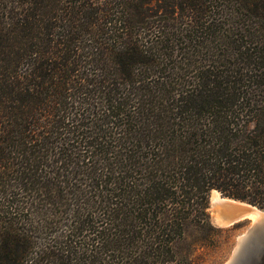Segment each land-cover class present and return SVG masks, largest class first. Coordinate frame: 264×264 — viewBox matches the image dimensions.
Segmentation results:
<instances>
[{
    "label": "trees",
    "instance_id": "16d2710c",
    "mask_svg": "<svg viewBox=\"0 0 264 264\" xmlns=\"http://www.w3.org/2000/svg\"><path fill=\"white\" fill-rule=\"evenodd\" d=\"M213 190L264 211V0H0V264H197Z\"/></svg>",
    "mask_w": 264,
    "mask_h": 264
},
{
    "label": "water",
    "instance_id": "95a60500",
    "mask_svg": "<svg viewBox=\"0 0 264 264\" xmlns=\"http://www.w3.org/2000/svg\"><path fill=\"white\" fill-rule=\"evenodd\" d=\"M217 196L211 207L214 213L212 222L218 228L232 226L248 219L251 214L256 215L224 264H264V211L247 202L224 197L219 192Z\"/></svg>",
    "mask_w": 264,
    "mask_h": 264
},
{
    "label": "rangeland",
    "instance_id": "374dc122",
    "mask_svg": "<svg viewBox=\"0 0 264 264\" xmlns=\"http://www.w3.org/2000/svg\"><path fill=\"white\" fill-rule=\"evenodd\" d=\"M213 191L210 193L209 197L208 212L210 214L211 224L220 232L217 236L216 246L210 250L204 251L202 256L199 257V260H197V264H224L227 262L236 248L238 239L251 225L250 220L245 219L229 227L218 228L215 226L212 222L213 212L211 207Z\"/></svg>",
    "mask_w": 264,
    "mask_h": 264
},
{
    "label": "bare ground",
    "instance_id": "6f19581e",
    "mask_svg": "<svg viewBox=\"0 0 264 264\" xmlns=\"http://www.w3.org/2000/svg\"><path fill=\"white\" fill-rule=\"evenodd\" d=\"M217 192L213 191V197H212V202L217 198ZM212 216H214V213L212 214ZM256 215L254 214H251L249 217H248V220H250L251 222L255 220V217Z\"/></svg>",
    "mask_w": 264,
    "mask_h": 264
}]
</instances>
